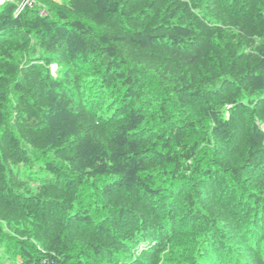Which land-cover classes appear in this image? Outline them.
Wrapping results in <instances>:
<instances>
[{
	"label": "trees",
	"instance_id": "16d2710c",
	"mask_svg": "<svg viewBox=\"0 0 264 264\" xmlns=\"http://www.w3.org/2000/svg\"><path fill=\"white\" fill-rule=\"evenodd\" d=\"M16 7L0 264H264V0Z\"/></svg>",
	"mask_w": 264,
	"mask_h": 264
},
{
	"label": "built area",
	"instance_id": "2783aa9c",
	"mask_svg": "<svg viewBox=\"0 0 264 264\" xmlns=\"http://www.w3.org/2000/svg\"><path fill=\"white\" fill-rule=\"evenodd\" d=\"M5 0H0V3H2ZM34 4V0H22L18 2L16 5V11L21 12L25 7L32 6Z\"/></svg>",
	"mask_w": 264,
	"mask_h": 264
},
{
	"label": "rangeland",
	"instance_id": "374dc122",
	"mask_svg": "<svg viewBox=\"0 0 264 264\" xmlns=\"http://www.w3.org/2000/svg\"><path fill=\"white\" fill-rule=\"evenodd\" d=\"M13 1H15L16 4H17L18 2H20V1H22V0H13ZM53 68H55V65L53 66Z\"/></svg>",
	"mask_w": 264,
	"mask_h": 264
}]
</instances>
